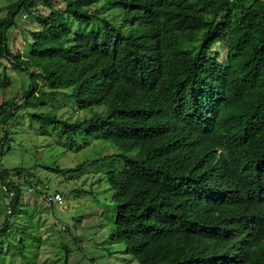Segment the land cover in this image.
I'll use <instances>...</instances> for the list:
<instances>
[{"label": "trees", "instance_id": "trees-1", "mask_svg": "<svg viewBox=\"0 0 264 264\" xmlns=\"http://www.w3.org/2000/svg\"><path fill=\"white\" fill-rule=\"evenodd\" d=\"M2 11L0 88L15 87L8 69L28 86L0 103V127L23 110L38 135L76 150L110 141L116 151L90 163L111 167L113 241L138 264H264V0H6ZM20 13L33 23L24 55L6 36ZM65 106L83 114L63 117ZM32 177L0 165V192H15L0 237L23 189L50 195ZM39 241L11 235L8 264L35 263Z\"/></svg>", "mask_w": 264, "mask_h": 264}, {"label": "rangeland", "instance_id": "rangeland-1", "mask_svg": "<svg viewBox=\"0 0 264 264\" xmlns=\"http://www.w3.org/2000/svg\"><path fill=\"white\" fill-rule=\"evenodd\" d=\"M5 4L6 0H0V7ZM4 13L5 11L0 12V16ZM23 14L20 13L16 25L6 32L12 51L19 50L22 55L27 51L23 29L33 27V23ZM7 71L15 87L0 88V103L18 96V87L28 86L24 72L15 73L12 69ZM59 111H64L63 117L76 118L83 114L78 112L71 115L70 107L67 106ZM27 115L28 112L21 110L6 128L0 127V150L3 153L0 165L5 169L28 168L34 174V180H41V184L47 185L49 193L60 192L64 197V204L49 205L39 195H31L33 191L23 189L17 214L10 218V232L7 238L0 237L2 250L5 251L0 254V264L10 262V254L6 253V249L11 245L8 243L11 235L16 240L23 237L25 241L35 244L40 238L39 249L35 253L37 257L34 256L35 263L30 260L23 262L16 255L12 264H63L66 256L67 264H138L132 255L124 251L123 242L113 241L109 237L114 225L113 213L116 206L105 178V172L111 167H106L101 162L90 163L93 159L115 152L116 148L109 140L93 139L89 145L76 150L52 134L38 135V125ZM5 132L7 139L1 141ZM83 162L86 165L80 171L59 174L42 167H32L35 164H45L72 168ZM70 174L74 175L70 177ZM8 202L9 198L0 192L1 227L7 215L4 206ZM15 226L19 227L18 231ZM32 255L34 254L30 256Z\"/></svg>", "mask_w": 264, "mask_h": 264}, {"label": "built area", "instance_id": "built-area-1", "mask_svg": "<svg viewBox=\"0 0 264 264\" xmlns=\"http://www.w3.org/2000/svg\"><path fill=\"white\" fill-rule=\"evenodd\" d=\"M16 177L13 174H10L9 177L7 178V182L14 181L15 182ZM2 190L4 193L7 194V197L10 199L13 198L15 195V192L13 189H10L8 185L3 184L2 185ZM29 191L32 190V188L28 189ZM47 201L53 204H56L58 206H62L64 204V198L63 195L60 192H53L51 193L48 197H46ZM10 208L7 209V213H10ZM73 264H78V263H73Z\"/></svg>", "mask_w": 264, "mask_h": 264}, {"label": "clouds", "instance_id": "clouds-1", "mask_svg": "<svg viewBox=\"0 0 264 264\" xmlns=\"http://www.w3.org/2000/svg\"><path fill=\"white\" fill-rule=\"evenodd\" d=\"M55 192H57V191H55ZM53 193V192H52ZM51 194V193H50ZM64 198V197H63ZM44 200H46L47 201V199L46 198H44ZM48 202V201H47ZM48 204L49 205H52L53 203H50V202H48ZM63 206V205H62ZM75 263H77V262H75Z\"/></svg>", "mask_w": 264, "mask_h": 264}]
</instances>
